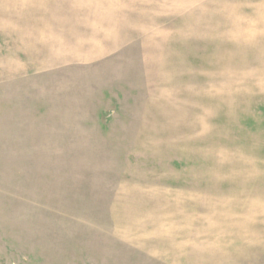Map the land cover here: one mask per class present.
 Returning <instances> with one entry per match:
<instances>
[{"label":"rangeland","instance_id":"1","mask_svg":"<svg viewBox=\"0 0 264 264\" xmlns=\"http://www.w3.org/2000/svg\"><path fill=\"white\" fill-rule=\"evenodd\" d=\"M0 264H264V0H0Z\"/></svg>","mask_w":264,"mask_h":264}]
</instances>
